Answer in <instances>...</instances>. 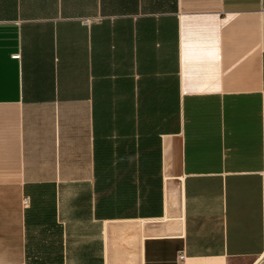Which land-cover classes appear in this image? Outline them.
I'll return each mask as SVG.
<instances>
[{
  "label": "crops",
  "instance_id": "obj_1",
  "mask_svg": "<svg viewBox=\"0 0 264 264\" xmlns=\"http://www.w3.org/2000/svg\"><path fill=\"white\" fill-rule=\"evenodd\" d=\"M0 264H264V0H0Z\"/></svg>",
  "mask_w": 264,
  "mask_h": 264
},
{
  "label": "built area",
  "instance_id": "obj_2",
  "mask_svg": "<svg viewBox=\"0 0 264 264\" xmlns=\"http://www.w3.org/2000/svg\"><path fill=\"white\" fill-rule=\"evenodd\" d=\"M15 57H18V56H15ZM22 201H23L22 204H23L24 207L29 205L30 201L28 200V198H24ZM183 259H184V254H183V252H181V253L178 254L177 260L178 261H183Z\"/></svg>",
  "mask_w": 264,
  "mask_h": 264
}]
</instances>
